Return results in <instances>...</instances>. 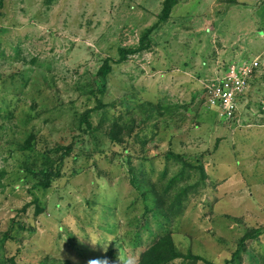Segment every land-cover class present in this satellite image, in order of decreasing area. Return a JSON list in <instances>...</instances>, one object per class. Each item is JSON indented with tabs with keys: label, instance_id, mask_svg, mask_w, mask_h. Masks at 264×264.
<instances>
[{
	"label": "rangeland",
	"instance_id": "1",
	"mask_svg": "<svg viewBox=\"0 0 264 264\" xmlns=\"http://www.w3.org/2000/svg\"><path fill=\"white\" fill-rule=\"evenodd\" d=\"M181 1L166 21L164 0L5 1L0 264H103L110 248L137 264L167 231L183 256L224 264L264 228V0ZM149 29L150 47L117 63ZM255 57L241 124L223 122L204 85ZM47 165L61 175L44 189ZM181 172L162 206L176 216L165 220L152 187L161 196ZM247 244L242 264H258L264 232Z\"/></svg>",
	"mask_w": 264,
	"mask_h": 264
},
{
	"label": "trees",
	"instance_id": "2",
	"mask_svg": "<svg viewBox=\"0 0 264 264\" xmlns=\"http://www.w3.org/2000/svg\"><path fill=\"white\" fill-rule=\"evenodd\" d=\"M6 0H0V15L1 10L4 7V3ZM180 0H164L162 4V10L160 15L161 21H166L172 14L173 9L179 4ZM157 25V24H156ZM152 30L149 29L147 32L143 35L141 38L140 46L136 49H120V59L117 63H123L125 62L129 56L140 53L146 49H148L150 46H148L149 42L147 41L149 39L150 32ZM112 70V60H106L104 62V65L101 67L99 71V76H102L103 78H106L108 74ZM169 160H175L177 163L183 164V167H191L190 164H188L187 161L184 160V158L181 155L174 154L173 152H168L167 155ZM183 169V168H182ZM202 173L203 179H206L205 177V171L204 169L199 170ZM180 176L176 177L171 181L170 184L166 186V188L163 190V194L160 196L159 193L155 191V186L152 187L151 193H153L156 196V200L154 205H156L155 212L161 215L165 220L172 221L173 218L176 216V213L174 210L171 211H164L162 208L164 204V196L168 195L170 191L172 190L173 186L179 181L181 178L184 179L185 174L184 172H181ZM60 172L55 171L51 168V165H47V167L44 169L43 172H41V180L39 182V185L44 189H49L52 185V182L60 177ZM167 175V170L164 171V177ZM186 191L184 190V194H186ZM159 196V197H158ZM179 200V199H178ZM149 209V207H148ZM264 232V228H258L253 229L249 232H247L240 240L237 245L236 251L233 253V256L230 260H226L224 264H242L243 262V255H245L248 251V244L249 241H253L258 239ZM9 234L4 237V241H6L9 238ZM174 235L173 232L167 231L163 235H158L153 243L147 248L145 251H143L140 255L139 261L137 264H173L177 259L184 258V264L186 262H190V264H197V262L202 261L204 264H215L213 262H210L201 256L194 255L192 253H189L186 256H183L177 249V246L174 242ZM104 261L103 264H125L122 259L120 258V253L113 249H105L103 251ZM115 260L118 261V263H115ZM258 264H264V256L259 257Z\"/></svg>",
	"mask_w": 264,
	"mask_h": 264
},
{
	"label": "built area",
	"instance_id": "3",
	"mask_svg": "<svg viewBox=\"0 0 264 264\" xmlns=\"http://www.w3.org/2000/svg\"><path fill=\"white\" fill-rule=\"evenodd\" d=\"M260 65V57H255L219 68L204 85V104L207 109L216 110L223 122L240 125L241 106L244 101L248 102Z\"/></svg>",
	"mask_w": 264,
	"mask_h": 264
},
{
	"label": "crops",
	"instance_id": "4",
	"mask_svg": "<svg viewBox=\"0 0 264 264\" xmlns=\"http://www.w3.org/2000/svg\"><path fill=\"white\" fill-rule=\"evenodd\" d=\"M182 1L180 0V2H179V4L181 3ZM178 4V5H179ZM232 4H234V5H247L248 4V2H246L245 0H234L233 2H232Z\"/></svg>",
	"mask_w": 264,
	"mask_h": 264
}]
</instances>
